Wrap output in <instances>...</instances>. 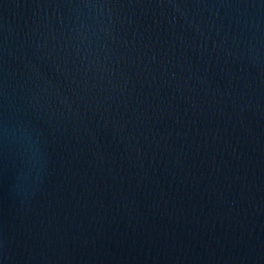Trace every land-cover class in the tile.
I'll list each match as a JSON object with an SVG mask.
<instances>
[{
  "label": "water",
  "instance_id": "water-1",
  "mask_svg": "<svg viewBox=\"0 0 264 264\" xmlns=\"http://www.w3.org/2000/svg\"><path fill=\"white\" fill-rule=\"evenodd\" d=\"M0 264H264V0H0Z\"/></svg>",
  "mask_w": 264,
  "mask_h": 264
}]
</instances>
